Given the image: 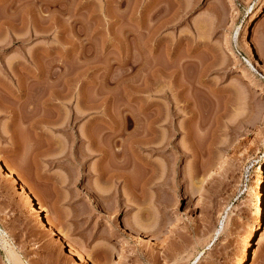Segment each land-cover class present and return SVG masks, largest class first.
Instances as JSON below:
<instances>
[{
	"label": "rangeland",
	"instance_id": "obj_1",
	"mask_svg": "<svg viewBox=\"0 0 264 264\" xmlns=\"http://www.w3.org/2000/svg\"><path fill=\"white\" fill-rule=\"evenodd\" d=\"M263 20L264 0H0V264H240L253 231L264 264ZM156 110L171 144L134 145ZM114 141L133 189L99 177Z\"/></svg>",
	"mask_w": 264,
	"mask_h": 264
},
{
	"label": "bare ground",
	"instance_id": "obj_2",
	"mask_svg": "<svg viewBox=\"0 0 264 264\" xmlns=\"http://www.w3.org/2000/svg\"><path fill=\"white\" fill-rule=\"evenodd\" d=\"M50 6H51V3H50ZM48 7V6H47ZM176 16V15H175ZM51 20V19H50ZM264 21V20H263ZM53 24V23H52ZM261 24H262V22H261ZM261 24H259V26L261 25ZM50 26L52 27V25L50 24ZM49 26V27H50ZM161 26V25H160ZM258 26V27H259ZM262 26H264V24L263 25H261V27ZM50 27V28H51ZM258 27L256 28V26H255V28L256 29H254V30H256L257 31V29H258ZM48 28V27H47ZM260 29V28H259ZM258 29V30H259ZM262 29V28H261ZM37 30V29H36ZM253 32H254V34H256L255 33V31H253L252 30V35L253 36H255V37H257L256 35H254L253 34ZM258 34V33H257ZM139 51V50H138ZM37 65V64H36ZM52 66V65H51ZM52 68V67H51ZM38 71V70H37ZM50 71H52L51 69H50ZM34 73V72H33ZM48 73V72H47ZM155 73V72H154ZM20 74V73H19ZM54 75V73L53 74H51V72H49V76L48 75H46V76H48L47 77V83H50V79H51V77ZM34 77L35 78H38L39 77V75H34ZM157 79V78H156ZM158 82V81H157ZM156 85V84H155ZM40 86V85H39ZM53 86V85H52ZM24 87V86H23ZM48 89V88H47ZM159 90V89H158ZM157 90V91H158ZM161 91H162V89H161ZM162 93V92H161ZM157 94V93H156ZM158 95V94H157ZM168 99L170 100V98L168 97ZM168 101V100H167ZM171 101V100H170ZM173 102V101H172ZM172 102L170 103V104H172ZM169 104V103H168ZM169 104V105H170ZM174 104V103H173ZM173 108H174V105H173ZM171 106L170 107H168V108H164V110L166 111V117L164 118L165 119V121H167V118H169V117H171V119L170 120H172V118H173V115L174 114H177L176 112H174L173 109ZM153 110H155V109H153ZM158 110V109H157ZM157 110H156V116H154L151 120V122L147 125V128L145 129V130H143L142 131V133H141V136H140V139L139 140H137L136 142H134V145L135 144H137L138 146H143V145H152V147H153V150L155 149H164L165 147H167L168 145H170L171 143H170V140H168V136H169V134H168V136H166L167 134L166 133H161L160 131H159V127L161 126L160 124H161V122H162V112H161V114L159 113V111H158V113H157ZM161 110H162V108H161ZM164 111V112H165ZM155 112V111H154ZM153 114V113H152ZM152 116V115H151ZM164 121V122H165ZM132 123V122H131ZM130 123V124H131ZM115 124H117V123H112L110 126H109V129L108 130H110V131H112V133L113 132H115V130L119 127V126H117V125H115ZM125 124V123H124ZM130 124H128V125H130ZM127 124H125V125H123V127L121 126V129H123V128H129V127H126V126H128ZM136 125V124H135ZM160 125V126H159ZM139 128V127H138ZM124 130V129H123ZM122 130V131H123ZM125 131V130H124ZM139 132V131H138ZM112 133H110V134H112ZM124 133V132H123ZM176 133L177 132H174L173 133V136H176ZM172 135V134H171ZM170 135V136H171ZM95 136V135H94ZM106 136V135H105ZM113 136V135H112ZM98 137V136H97ZM91 138V137H90ZM95 138V137H94ZM105 139V138H104ZM89 140V139H88ZM113 140V139H112ZM102 141V140H101ZM95 142V141H94ZM105 142V141H104ZM133 144V143H132ZM94 145V144H93ZM104 145V144H103ZM110 145V144H109ZM99 146V145H98ZM107 146V145H106ZM94 147H96V145L94 146ZM97 148V147H96ZM103 148V146L101 147V149H100V146H99V148L98 149H100L99 150V152H102L103 153V155L101 154V156H103V158L104 159H107V161H108V159H110V165L108 164V166H106L105 165V167H103V168H101V173H100V178L101 179H105V182L106 183H111V184H118L119 182H118V180L119 179H121V177H124L125 176V174H123V173H127L126 174V176H125V178H124V186H126L127 188H129V187H131L132 188V186H133V184H134V181H133V184H131L132 183V181H130V176H129V174L128 173H130L131 171L129 170H127L128 172H125V170H124V168L122 169V170H124L123 172H122V170H117V168H119L118 166H120L119 164H121L120 162H119V160L120 159H118L119 157H120V154L121 153H118L119 151H117V142L116 141H114L113 142V144L111 143V147L110 148H108L107 149V151L106 152H103V150L104 149H102ZM95 151V150H94ZM184 152H186V151H184ZM102 158V159H103ZM117 159H118V162H117ZM104 161V160H103ZM106 161V160H105ZM134 161V160H133ZM118 163V164H117ZM117 165V166H115V165ZM128 165H129V163H128ZM124 166V165H123ZM115 167V168H114ZM126 168H128V167H126ZM154 168V167H153ZM156 168V167H155ZM161 169V168H160ZM164 169V168H163ZM162 169V170H163ZM1 170H3L4 172H5V175L4 176H6L8 179H10V181H12V184L13 183H16V184H19V180H18V176H17V174H16V172L14 171V169H12V168H10L8 165H6L2 160H0V171ZM156 170H158V168L156 169ZM161 170V171H162ZM2 171V172H3ZM199 171V170H198ZM260 171V170H259ZM100 172V171H99ZM121 172V173H120ZM157 173V172H156ZM156 173H155V171L152 173V175L150 176V182H152V181H154L155 180V176H156ZM164 173V172H163ZM130 175H132L131 173H130ZM160 175V174H159ZM158 176V175H157ZM157 176H156V178H157ZM163 177V176H162ZM162 177H160V178H162ZM132 179V178H131ZM163 179V178H162ZM161 179V180H162ZM165 179H167V178H165ZM159 181V180H157L156 179V181H159V184H161V182H163V181H165V180H162V181ZM149 181V180H148ZM154 183H156V182H153V184ZM163 184V183H162ZM113 185V186H114ZM123 185V184H122ZM163 186V185H162ZM28 186L25 184V183H22L21 185H20V190H21V192H19V194L21 193L22 195H24L26 198H27V200L29 201L28 203L30 204H27V208H28V205H29V207L31 208L30 210H32V212H31V214L34 212V213H37V214H39V211L36 209V207H35V205H34V203H33V201H32V199H31V197L29 196V192H28V188H27ZM126 189V188H125ZM133 189V188H132ZM30 190V189H29ZM129 190H130V188H129ZM126 193V192H125ZM133 193V192H132ZM256 197V196H255ZM23 198V197H22ZM132 201V200H131ZM257 206H258V209H257V213H258V219H257V224L259 225V223H260V218H261V193H260V191H259V194L257 195ZM255 204V203H254ZM253 204V205H254ZM256 206V205H255ZM254 206V207H255ZM29 210V209H28ZM45 211V210H44ZM48 212V211H47ZM46 212V213H47ZM254 212H256L255 210H254ZM33 213V214H34ZM32 214V215H33ZM35 215V214H34ZM257 214H255V216H256ZM38 216V215H37ZM36 216V217H37ZM46 216H48V215H46ZM45 216V213H44V217H46ZM48 218H49V216H48ZM47 217L46 218H43L44 219V221H43V223L45 224V226H46V229L45 230H49L50 231V234L52 233L53 235H55L56 234V232H55V230H54V228H56L54 225V223H53V221H51V219H48ZM40 218H38V220H39ZM258 225H257V227L256 228H258ZM264 226V225H263ZM54 227V228H53ZM256 231V230H255ZM253 233H254V231L253 232H251L249 235H247L246 237H245V239H244V248H243V256H242V259H241V261H240V264H243L244 263V260H245V258H246V255H247V251H248V248H249V243H250V240H251V238L253 237ZM51 234V235H52ZM50 235V236H51ZM242 239H243V237H242ZM59 241V240H58ZM242 242V241H241ZM60 243H62V242H60L59 241V244ZM241 244V243H240ZM62 245V244H61ZM242 245V244H241ZM70 247V252H71V254H73L74 256H76L79 260H81V259H83L82 257V255L78 252L79 250H76V248L75 247H73V245H71V246H69ZM15 255V254H14ZM12 253H11V259H13L14 260V262H15V260H16V256H14ZM10 256V255H9ZM84 260V259H83ZM9 261L11 262L12 260H10L9 259ZM18 260H16V262H17ZM85 261V260H84ZM82 262V261H81ZM84 263V262H83ZM18 264V263H17Z\"/></svg>",
	"mask_w": 264,
	"mask_h": 264
}]
</instances>
